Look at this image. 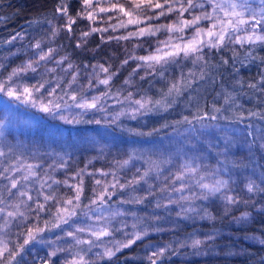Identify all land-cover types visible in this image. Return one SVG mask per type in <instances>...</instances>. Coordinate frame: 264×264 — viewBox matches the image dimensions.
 <instances>
[{
  "label": "snow or ice",
  "instance_id": "obj_1",
  "mask_svg": "<svg viewBox=\"0 0 264 264\" xmlns=\"http://www.w3.org/2000/svg\"><path fill=\"white\" fill-rule=\"evenodd\" d=\"M58 2H60V6L56 9V13L66 20L58 28L53 27V37L60 30H66L71 34L77 19H86L91 22L88 30L80 33V38L75 45L77 48L87 45L88 38L97 33L101 34L102 42L133 39L140 41L133 46L134 48H142L145 43L152 47L151 40L145 38L156 37L158 33L165 34L164 39L156 40L155 47L147 55L130 53L122 61V66L127 65L130 60L138 62L130 76L138 74L141 69H144V75L139 77L141 80H144L146 76L155 75H159L163 79L167 66L170 64L178 63L181 60H190L193 65H199V73L190 70L187 77L182 75L170 82L166 89L160 90L159 98L145 94L136 99L132 92H128L124 97L127 107L113 114L108 110L107 100L118 97L119 93L113 94L112 92V82L118 75V69L113 70L111 65H85L86 69L91 67V72L87 74V84H81L82 74L78 66L70 62L65 66V62L69 58L62 56L57 59L56 50L51 47L45 48L42 40H36L31 44V48L37 51L31 58L13 68L6 76L3 72L5 65L0 63V77H2L0 78V94L69 125H102V123L118 125L121 117L124 116L137 119L138 116L154 111H168L177 104L178 98L183 95L186 88L191 87V84L196 80L205 79L208 75L207 69L212 66L206 58L205 49L220 50L229 44H239L241 47L264 45V6L257 11L249 3V0H200V2L197 0H163V2L161 0H80L81 10L76 13L75 17L69 13L67 4L62 0H58ZM261 4L264 5V0H261ZM197 9L200 10L198 14L196 13ZM101 13H115L116 15L103 17L100 15ZM172 13H176V19L172 23L159 25L150 23V21L167 17ZM185 13H189L191 19L185 18ZM112 20L117 22L108 23ZM97 21H103L107 26H94ZM204 22H208L207 25ZM129 26H132L134 30H129L126 34L107 37L103 35L109 29L116 32L119 29H128ZM188 30H190V34L186 38ZM17 39H23V35L16 33L6 43L12 44ZM49 63L54 64L55 67H48ZM223 64H228V60H223ZM57 68H60L65 76L70 78L65 80L64 76L52 75L57 72ZM29 74H33L35 83L25 82ZM124 83L128 84L130 81L125 80ZM259 83L264 85V76H261ZM101 85L105 86L102 93L87 95L88 91ZM248 87L255 89L257 84L250 83ZM260 90L264 91V87ZM117 102L121 101L117 100ZM235 102L236 97L228 93L224 97L223 105L213 104L211 112L207 108H198L195 113L191 114V118L182 116L174 124L187 125L184 132L190 133L192 138L203 136L209 129H218L223 134L224 141L221 155L227 157L231 145L230 133L234 132V129L221 128L216 122L224 120L228 123H235L237 120L245 119L242 113L236 120L229 119L227 113ZM0 108L11 110L12 106L7 101L0 99ZM89 113H93V115L101 113V119H84ZM256 116L264 119V114L260 112L248 113V117ZM36 119L41 118L37 117ZM169 126L172 125H163V127ZM4 131L5 123L0 121V138L4 137ZM63 131L62 128L54 127L50 135L55 137L57 134H62ZM71 131L70 129L69 132ZM89 131L95 132L101 139H106L109 135L107 127L76 129L78 135ZM137 135L151 136L152 132H139ZM252 135V131H249L248 136ZM260 140L264 141V134H261ZM261 146L264 147V143ZM11 153L12 146L5 145L0 141V158L7 160ZM130 159L124 160L120 167L128 165ZM164 163H168V161L166 160ZM219 165L216 168L207 169L203 168L201 163H197L195 159L183 160L175 173L164 178L165 188H161L160 191L165 192L169 188L171 189L167 203H156L155 207L167 208L169 205L182 202L177 215L185 217L190 213L199 215L194 201L206 200L217 196V194H220L225 201L226 210L230 206L247 205L251 197L246 200L238 194H229L235 191L229 187L231 177L225 178L224 176L226 172L224 161H220ZM64 166L63 162L59 165L61 168ZM40 168L41 165L24 163L19 157L15 158V162L8 167L0 168V181H6L4 188L0 189V221H2L0 224V264H27L26 257L30 250L29 246L37 243L51 246V251L44 264H54L52 258L58 257L60 253H67L71 257V259L65 258L63 264H95L93 256L96 261H111L117 253L130 248L147 236V227L132 233L124 231L128 227L126 221H121L118 227H114L112 220L117 216H124L126 213L119 209L110 211L109 202L118 189L121 191L131 189L135 192L138 186L148 183L153 172L157 175L162 174L164 169L159 163L150 161L147 168L142 172L137 169L139 174L131 179H125L123 183L115 174H112L111 182L95 179L94 183L99 186V191L94 189L91 198L84 197L83 170L70 178L76 181L75 183H69L68 180L53 179L48 174L42 175L39 171ZM100 174L103 177L110 175L107 172ZM53 185H66L72 194L58 196ZM262 185H264V180L258 185L255 180L250 179L245 187L248 193H264ZM151 188L152 186L149 185V189ZM173 193L180 194L178 200L170 198ZM150 195H153L152 191H148L144 197H133L131 200H123L122 203L143 204ZM84 199H88V202L84 203ZM85 208L89 211L83 212V215L89 220H93L94 223L77 226L74 223V218H78L79 213ZM105 213H108V216H105ZM42 214H46L48 218L43 219ZM133 215L135 214L133 213ZM204 216L212 218L211 213L207 210H204ZM154 218L159 220L158 216ZM248 218L249 213L244 212L238 219L247 220ZM65 226L71 230H66ZM13 227L20 229V231L11 233L16 236V240L10 239L9 230ZM131 227L137 229V224L133 223ZM56 230H60L62 234L57 235L54 239H48L45 236L46 233ZM116 233H122L125 239H116ZM82 234H87L88 238H83ZM207 239L214 240L215 236L209 235ZM57 241H64L68 246L61 247ZM203 243L204 241L200 239H193L191 246L198 248ZM183 246L181 245V247ZM93 249L99 250L93 252ZM166 251H168L167 248L152 251L149 256L151 264H157V260L162 258Z\"/></svg>",
  "mask_w": 264,
  "mask_h": 264
},
{
  "label": "rangeland",
  "instance_id": "obj_2",
  "mask_svg": "<svg viewBox=\"0 0 264 264\" xmlns=\"http://www.w3.org/2000/svg\"><path fill=\"white\" fill-rule=\"evenodd\" d=\"M161 2H163V0H161ZM197 2H200V0H197ZM249 3H251L253 7L257 9V11L260 10V7L264 6L261 4V0H249ZM199 11L200 10L197 9L196 13L198 14ZM100 15L103 17H107L109 15L115 16L116 14L101 13ZM184 16L187 19H191L189 13H185ZM175 19L176 13H172L169 14L167 17H160L158 20L150 21V23L157 25L168 24L172 23ZM79 20H85L88 27L91 24V22L86 19ZM53 21L54 19L49 21L50 23L47 24L49 29L53 28ZM116 22V20H112L108 23ZM207 23L208 22H204L205 25H207ZM94 26L106 27L107 24H105L103 21H97ZM129 30H134V28L132 26H129L128 29H119L116 32H113L111 29H109V31L107 33H103V35L105 37L111 35H122L126 34V32ZM82 31L87 30L85 29V27H83L80 31L77 32L75 36L77 41L80 38V33ZM189 34L190 30L186 32V38ZM94 35L95 34L88 38V43L91 41V38ZM97 35H99V37L101 36V34L99 33H97ZM164 38V33H158L156 37L145 38L146 40H151L152 47H149V45L145 43L142 48L133 47L135 44L140 43V41L135 39L129 41L112 40L108 42H102L99 38V45L97 44L96 47H99V50L104 47H108V52L107 56H105V59L99 58L84 62L69 58V60L65 62V66L69 62L78 66L79 71L82 74L80 77V83L85 85L87 84V74L91 72V67H88L86 69L85 65L91 66L95 64H105V66L111 65L113 70L118 69V73L124 71L125 73L123 74V79L121 80V83L118 85V88L113 91V94L118 92L119 96L115 97L114 99L107 100L108 110L110 113L114 114L115 112L125 109L127 107V101L124 100V97L127 96L128 92H132L133 97L136 99H139L141 97L135 94V90L132 89V84L135 79H139V77L141 75H144L145 72L144 69H141L138 74L130 76V73H132L133 68L136 67V64L138 62L130 60L127 64L129 66H122V61L130 53L135 55H147L150 51H152V48L155 47L156 40ZM24 46L26 47V49L31 48V45ZM212 50L205 49L204 51L205 53H208ZM35 51L37 50L32 49L29 54H27L23 58L21 62L31 58ZM55 56L57 59H59L60 57L64 56V54H57L56 51ZM6 58L7 57L0 56V63L3 64ZM182 61L183 60H181L180 62ZM48 67H55V65L49 63ZM126 67L128 68L127 70L125 69ZM196 68H194V72L196 71ZM175 69L176 68L174 66H167L164 78L162 79L159 75L158 78H160L163 83H169L174 81L177 76V72ZM7 74L4 75L6 76ZM52 75L64 76L65 80L70 78L69 76H65V74L61 71L60 68H57V72ZM48 78L50 79L51 75ZM125 80H129L130 83L125 84ZM25 82L35 83L33 74H29V77L26 78ZM104 90L105 86L101 85L92 91H88L87 95H97L102 93ZM0 99L7 101L12 106L11 110H5L0 108V121H4L5 123L4 137L0 138V141H2V143L5 145H11L12 153H15L14 159L7 158L6 163L0 162L1 168L8 167L10 164L15 162V158L19 157L22 158V162L24 163H34L41 165L39 171L42 175L48 174L53 179L60 181L68 180L69 183H75L76 181H73L70 178L72 176H75L77 172L83 170V181L86 178H90L92 183V194L90 196L91 198L94 189L99 191V186L94 183L95 179H101L102 182H111L112 174H115L121 179V183H123L125 179H131L133 176L138 175L139 173L137 172V169L141 170L142 172L145 168H147L150 161H154L160 164V166L164 169V172L162 174L157 175L155 172H153L148 180V183L141 184L140 186H138L137 191L135 192H133L131 189H127L124 191L118 189L116 194L112 196L113 200L109 202L111 205L110 211H116L117 209H119L126 213L124 216H117L114 220H112V225L114 227H118L121 221H126L128 227L124 229V231L128 233L138 231L144 227H147V231L153 232L158 229H165V227L170 225V221H178L174 218H168L169 215L165 212H169L170 215H175L180 219L191 221L200 217L208 218L204 216V210H207L209 213H211V217L213 218L216 214L213 213L212 206L216 208L222 207V209L226 210L225 201L223 200L222 196H220V194H217V196H213L206 200H195L194 204L200 213L199 215H197L196 213H190L187 215V217H185L184 215H177V213L180 212V203L182 202L174 203L172 205H169L167 208L155 207L156 203H167V199L169 198V193L171 189L169 188L168 191L165 192L160 191L161 188H165L164 178L165 176L170 177L172 173H175L178 170L180 163L185 159H195L197 163H201L202 167L207 169L216 168L220 166V161H224V167L226 168L224 176L225 178H227L228 176L231 177L229 187L235 190L234 192L229 193L232 195H239L240 191H243V187L246 186L247 182L250 179L255 180V170L247 167H238L237 169L239 170L232 168L235 164H238L242 160L247 158L251 150L250 140H248L246 134V128L243 124L238 122H216L221 128L229 127L234 129V132L230 133L231 145L227 157H225L224 155H221V152L224 148L223 134L218 129H209L203 136L192 138L190 133L184 132V129L188 127L187 125H182L179 129L159 134L161 135L160 137H157L156 134H152L151 136H136L135 134L131 136H125L122 134H117L109 127V125H105L103 123L102 125L87 124L86 126H80V128H78L94 129L98 127H107L109 135L106 139H101L99 136H97L95 132L92 131L83 133L82 135H78L76 131L69 132V124H65L59 119L53 118L57 123L56 127L62 128L64 129V131L62 134H57L55 137H52L50 135V132L55 125L53 126L48 123H43V117H46V115L48 114L30 108V106H23L21 103L19 105L18 102L10 100L8 97L3 96V94H0ZM117 100L121 102H117ZM113 106L116 108L115 110L113 109ZM101 116V113H95L94 115L93 113H91V119H101ZM37 117L41 119H36ZM253 131L256 137L259 139L260 145L264 143V141L260 140L261 134H264V129L255 127ZM40 140L41 142H36ZM28 141H33L31 142L32 146L29 149L27 147ZM82 151H85L83 152L85 154L83 156L85 157V161L77 165L75 164V166H73V168L71 169H67V163H69L70 161V156L75 155L74 157H77L80 155L79 153H82ZM100 155L109 156L106 163H94L93 158L97 156L99 157ZM129 158H131L129 164L125 165L124 167H120V164H122L124 160ZM166 160L168 161V163H164V161ZM61 162H63L65 165L63 168L59 167ZM101 172H107L110 175H108L107 177H103L100 174ZM89 173H91V175H89ZM5 183L6 181H0V189L4 188ZM49 183H51V181H49ZM149 185L152 186L151 189H149ZM157 188L159 189V194L155 195V199L153 202L152 200L149 201L150 204H153L151 208L132 207L131 205L129 206L128 204L122 203L123 200H131L133 199V197H143L148 194V191L153 192L154 190H157ZM53 189H56V194L58 196H70L72 194L71 190L66 185H53ZM179 195V193H173L171 194L170 198L173 200H178ZM5 198L7 199L6 193ZM86 211L89 210L85 209L83 212ZM218 211L219 209H217V212ZM83 212L79 213L78 218H74V223L77 226H87L93 224L94 221L89 220L87 217H85L83 215ZM133 213L135 215H133ZM105 216H108V213H105ZM155 216H158L159 220L162 221V223H159L160 227L157 225L154 226V224L156 223H153L149 226L137 225V229H133L131 227L133 223H136L134 219L145 218L147 220L154 221L156 220L154 218ZM29 223H31V221H29ZM0 224H2V221H0ZM65 228L66 230H71L70 228H68V226H65ZM17 231H20V229L15 227L9 230L10 239L16 240V236L12 235L11 233ZM221 232L225 233V231ZM216 233L217 232L214 231L209 232L203 230H193L189 234L188 238L179 237L180 245L184 244L187 246H191V242L193 239H200L204 241V243H206L207 241H209L207 237L209 235L214 236ZM61 234L62 233L60 232V230H56L55 232H53V234L49 236L47 235L46 237L48 239H54L57 235ZM82 235L83 238H88L87 234ZM147 236H145L143 240L137 241L135 243L140 244L138 250L139 253L136 255H141L142 257L149 259V256L152 251L158 250L160 248H168L169 245L167 243H160L149 240L146 241ZM115 238L120 240L125 239L122 233H116ZM251 238L254 240H261V238H259L258 236H252ZM68 240L70 241V238H68ZM57 244L61 247L68 246L64 243V241H57ZM29 249L30 250L26 258H31L34 261L27 264H44L45 259L48 257V253L51 251V246L48 244L37 243L35 245H32ZM191 249L192 251H194L193 248ZM197 249H203V247H198ZM98 250L99 249H93V252ZM38 251H40L41 253H39ZM166 253L167 252H165V254ZM89 255L91 256V254ZM65 258L71 259V257L68 256L67 253H60L58 257L52 259L55 264H63ZM92 259L96 260L94 256L92 257Z\"/></svg>",
  "mask_w": 264,
  "mask_h": 264
},
{
  "label": "trees",
  "instance_id": "obj_3",
  "mask_svg": "<svg viewBox=\"0 0 264 264\" xmlns=\"http://www.w3.org/2000/svg\"><path fill=\"white\" fill-rule=\"evenodd\" d=\"M62 2L67 4L69 13L73 17L81 10L80 0H62ZM59 6L60 2L58 0H0V56L7 57L3 62L5 65L4 74L11 72L32 50V48L26 49L24 45H31L36 40L44 41L43 46L51 47L57 51V54H64V56L73 60L88 62L92 59H105L108 47L100 50L99 47H96L97 44L99 45L100 38L97 34L91 38L87 45L81 48L75 46L78 42L75 38L77 32L83 27L88 30L85 20L77 19L71 34L66 30H60L56 36H52L53 28L49 29L47 26L49 21L54 19L53 27L58 28L66 20V18H61L59 13H56V9ZM16 33H21L23 39H17L12 44L6 43ZM206 54V58L212 66L207 69L208 75L205 79L196 80L191 84V87L186 88L173 108L168 111H154L138 116L137 119H130L124 116L121 117L118 125H109V127L117 134L125 136L134 134L139 136L137 135L139 132H152V134L160 137L161 135L159 134L179 129L184 125L174 124L182 116L191 118V114L195 113L198 108H207L211 112L213 104L217 106L223 105L224 97L231 93L236 97V102L232 105L227 115L230 120H236L241 113L244 115L245 119L242 121L237 120V122L245 126L251 148L249 156L232 168L239 170L237 169L238 167H247L255 170L254 179L259 185L264 180V147L260 145V141L254 134L253 129L255 127L264 129V119L259 116L248 117V113L260 112L264 114V91L260 90L264 85L259 83L261 76H264V45H245L244 47L239 44L229 45L224 49H214ZM223 60H228V64H223ZM168 66L176 68L177 79L182 75L187 77L189 71L194 72V68H196V65H193L189 60H183ZM125 69L127 70L128 68L126 67ZM124 73V71H121L114 78L112 92L118 88ZM195 73H199V65H197ZM169 83H163L158 78V75L146 76L144 80L135 79L132 89L135 90V94L138 96L147 94L154 98H159L160 90L166 89ZM250 83H256L257 88H249L248 84ZM113 109L115 110L116 108L113 106ZM84 119H91V113ZM43 123L55 125L54 127L57 125L53 117L49 115L43 117ZM164 124L172 126L163 127ZM86 125H70L68 129L76 131L80 126ZM249 131L253 133L251 137L248 136ZM31 142L28 141V149L32 146ZM36 142H41V140ZM83 152L85 151L79 153L80 155L77 157H74L75 155L70 156L67 169H71L75 164L85 161ZM14 154L11 153L8 158L14 159ZM108 158V155H100L99 157H94L93 160L94 163L103 164L106 163ZM0 162L6 163V160L0 158ZM91 184L90 178L84 179L85 198H90L92 194ZM158 194L159 189L157 188V190L153 191V195L148 196L143 204L131 203L128 205L151 208L153 204H150L149 201L152 200L153 202L155 195ZM239 196L246 200L251 197L250 202L247 205L231 206L227 210L222 209V207L216 208L212 206L213 213L216 215L211 219L200 217L190 221L165 212L169 215V217L167 216L168 218H174L178 221H170V225L165 227V229H158L153 232L147 231L146 241L167 243L169 245L167 253L157 260V264H264V243H261V241H264V193H248L246 187H243V191H240ZM87 202L88 199H84V203ZM217 209H219L218 212ZM244 212L249 213V218L247 220L238 219ZM42 218L47 219L48 217L46 214H42ZM134 221L137 225L143 226L156 223L154 226L160 227L159 223H162L161 220L150 221L145 218L134 219ZM193 230L214 231L217 233L214 235V240L207 241L199 246L203 247V249L193 248L184 244L181 247L179 237L188 238ZM220 230L225 231V233ZM51 234L53 232L46 233L45 236ZM252 236H258L261 240H254L251 238ZM139 246L140 244H134L130 248L123 249L111 261H93L95 264H151L149 259L136 255L139 253ZM38 252L41 253L40 251ZM26 259L27 263L34 261L31 258Z\"/></svg>",
  "mask_w": 264,
  "mask_h": 264
}]
</instances>
